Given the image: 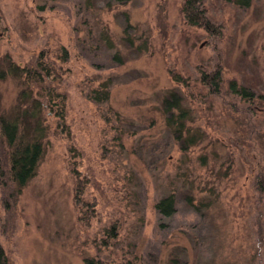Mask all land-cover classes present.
Returning a JSON list of instances; mask_svg holds the SVG:
<instances>
[{
	"label": "rangeland",
	"instance_id": "374dc122",
	"mask_svg": "<svg viewBox=\"0 0 264 264\" xmlns=\"http://www.w3.org/2000/svg\"><path fill=\"white\" fill-rule=\"evenodd\" d=\"M185 1L0 0V67L6 57L24 65L40 51L69 53L50 84L64 117L49 115L36 175L18 194L0 180L4 264H264V205L259 212L250 183L254 158L264 163V102L253 130L231 108L248 104L229 90L237 79L264 93V0H204L208 29L187 21ZM219 66L225 96L200 79ZM109 79V97L94 100ZM21 90L19 79H0V106L16 109ZM171 91L203 135L189 147L166 126ZM76 175L86 181L79 201ZM183 184L206 205L178 195L162 216L157 201Z\"/></svg>",
	"mask_w": 264,
	"mask_h": 264
},
{
	"label": "trees",
	"instance_id": "16d2710c",
	"mask_svg": "<svg viewBox=\"0 0 264 264\" xmlns=\"http://www.w3.org/2000/svg\"><path fill=\"white\" fill-rule=\"evenodd\" d=\"M120 3H125L130 0H116ZM183 12L187 21L191 24L210 28L212 23L208 17L204 0H186L183 7ZM52 58L44 51H40L36 56L24 65L15 63L9 58H4L3 64L0 67V79L7 76H13L19 79L22 86L20 92V103L14 110H7L0 106V180L2 179L3 186L13 188L12 191L18 194L36 175L39 164L45 153V140L48 136L49 125L47 120L49 115L53 114L59 118L64 117V107L60 109H52V91L50 84L55 81L60 75L61 67L58 66L57 60L66 62L69 59V53L66 48H63L61 54ZM200 79L202 84L207 86L214 94H222L223 96V69L219 66L210 71H201ZM111 81L104 83L103 91L94 90L92 97L94 100H105L109 97V84ZM229 90L239 95L240 100L249 107H231L233 110L247 114V118L251 122V129L254 130L253 114L258 108L255 107L258 103L264 102V93H256L251 88L239 83L237 79L229 82ZM174 96L173 103L175 107H170L173 103L167 101L165 111L166 126L174 139L179 140L181 145L186 147L194 145L198 139L203 137L195 127V118L193 110L184 106V100L178 97L177 93L171 91ZM58 96V95H57ZM63 104H61V107ZM177 108L178 111H171ZM168 112H170L168 114ZM190 122V123H188ZM257 126V125H256ZM194 127V128H193ZM196 131L192 132V130ZM251 134L249 138L250 145H256L257 141L253 135V131H248ZM186 133V134H184ZM263 158H254L250 170V183L254 191V203L259 212L263 211L264 205V163ZM186 181V180H185ZM185 183V182H184ZM86 181L80 175L75 177V197L80 200L84 193ZM184 187V188H182ZM165 194L156 203V208L162 216H172L176 211L178 203V195L187 202L188 205L198 209L203 204V199H198L193 193L192 186L187 187L185 184ZM13 193V195H14ZM206 205V204H203ZM255 231L257 228V236L259 240L263 238V229L260 214L255 216ZM119 221L114 223L107 230L108 235L116 237L119 229ZM4 258L3 250L0 249V264ZM85 264H129L124 259L119 261H111L101 256H92L85 258Z\"/></svg>",
	"mask_w": 264,
	"mask_h": 264
}]
</instances>
